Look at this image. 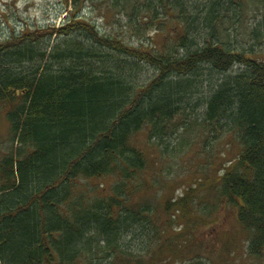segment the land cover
Masks as SVG:
<instances>
[{
	"label": "trees",
	"instance_id": "obj_1",
	"mask_svg": "<svg viewBox=\"0 0 264 264\" xmlns=\"http://www.w3.org/2000/svg\"><path fill=\"white\" fill-rule=\"evenodd\" d=\"M198 1L208 32L193 45L184 28L177 38L183 53L132 46L79 17L0 38V105L11 142L0 153V264L175 259L187 245L162 240L165 228L152 219L160 198L147 195L153 159L146 143L180 113L200 69L222 74L204 103V141L229 136L235 147L208 183L237 208L248 254L264 253V57L213 42L218 9L242 0ZM144 62L154 73L140 83L134 77ZM141 131L143 146L135 140ZM109 175L111 186H88ZM195 184L162 209L188 208ZM179 264L210 263L194 253Z\"/></svg>",
	"mask_w": 264,
	"mask_h": 264
},
{
	"label": "rangeland",
	"instance_id": "obj_2",
	"mask_svg": "<svg viewBox=\"0 0 264 264\" xmlns=\"http://www.w3.org/2000/svg\"><path fill=\"white\" fill-rule=\"evenodd\" d=\"M198 2L167 0V5L162 7L155 0H0V38L12 29L17 32L26 26L58 25L69 17H79L94 22L102 32L117 35L132 46H143L146 50L165 47L168 51L183 53L185 48L177 38L184 28L188 29L190 38H195L193 45L202 44L205 38H201L208 32L202 24L205 12L195 11ZM178 4L190 17L179 11ZM225 5L218 9L213 20V42L263 58L264 0H242L236 7ZM54 37L52 39L56 40ZM153 73L154 69L144 62L135 72V81L143 83ZM192 77L193 86L180 105V113L168 121L169 126L148 139L145 131L135 137L140 146L145 145L147 139V149L153 159L145 178L152 185L147 195L160 198L153 200L152 219L158 216L156 221L160 220L158 223L165 228L161 239L173 238L174 244L187 245L167 264H179L194 253L202 254L210 264H264V253L258 257L248 254L249 236L237 220V208L223 198L216 187L211 188L207 179V176L216 179L222 163L226 164L235 154L229 136L204 141V103L222 74L200 69ZM5 109L0 105V153L11 148ZM114 180L109 175L91 181L88 186L99 182L109 187ZM194 184L197 188L188 208L175 204L169 211L162 209L165 199L176 201Z\"/></svg>",
	"mask_w": 264,
	"mask_h": 264
}]
</instances>
